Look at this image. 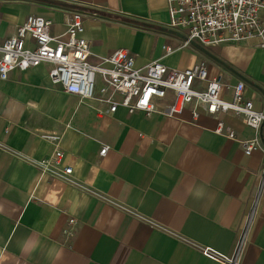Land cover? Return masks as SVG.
Segmentation results:
<instances>
[{
  "label": "crops",
  "instance_id": "crops-1",
  "mask_svg": "<svg viewBox=\"0 0 264 264\" xmlns=\"http://www.w3.org/2000/svg\"><path fill=\"white\" fill-rule=\"evenodd\" d=\"M68 10L84 16L91 63L118 49L130 51L138 67L206 62L211 78L244 82L246 98L264 112L259 41L193 44L165 56V45L185 39L168 28L167 0H0V46L29 16L46 18L52 34L63 35ZM50 70L41 65L0 79V264H224L256 198L242 264H264V124L255 131L242 117L202 109L194 118L192 108L177 117L123 107L108 113L98 99L55 85ZM101 86L99 78L98 94ZM220 121L240 140L259 139L262 149L247 156L216 133ZM51 134L62 137L72 182L41 177L32 164L54 153L43 138ZM70 219L77 229L66 236Z\"/></svg>",
  "mask_w": 264,
  "mask_h": 264
},
{
  "label": "built area",
  "instance_id": "built-area-1",
  "mask_svg": "<svg viewBox=\"0 0 264 264\" xmlns=\"http://www.w3.org/2000/svg\"><path fill=\"white\" fill-rule=\"evenodd\" d=\"M167 5L168 28L185 39L179 47L165 45V56L193 44L209 49L257 40L264 48V0H167ZM66 26V32L56 36L51 32V21L41 16H29L16 34L0 46V79L7 80L14 71L25 72L49 65V76L55 85L82 99H98L109 107L108 113H116L123 107L129 113L142 111L147 116L159 113L177 117L192 108L194 118L202 109L211 116L232 113L242 117L245 125L255 131L264 124V112L257 110L254 102L245 96L246 84L238 82L228 86L222 76L211 78L206 62L185 70L169 68L160 60L138 67L130 51L118 49L93 64L91 45L84 37L83 14L66 11ZM99 78L102 86L98 94ZM225 90L232 92L231 100L223 97ZM164 101H167L165 107L161 105ZM216 133L239 142L247 156L262 149L259 139L240 140L222 121ZM43 138L55 145V151L49 158L32 164L41 177L72 182L74 168L65 164L66 156L60 146L62 137L51 134ZM108 151L109 147L103 146L100 156L107 155ZM257 205L258 198L233 254L223 259L224 264H242ZM77 224L75 219H70L69 229L64 234L72 236Z\"/></svg>",
  "mask_w": 264,
  "mask_h": 264
}]
</instances>
